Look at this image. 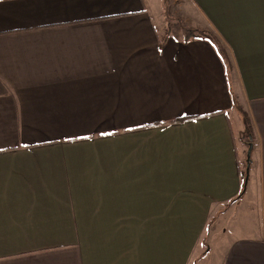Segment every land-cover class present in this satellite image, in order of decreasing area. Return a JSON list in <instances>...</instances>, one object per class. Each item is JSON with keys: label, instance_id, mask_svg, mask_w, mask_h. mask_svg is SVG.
Wrapping results in <instances>:
<instances>
[{"label": "crops", "instance_id": "crops-1", "mask_svg": "<svg viewBox=\"0 0 264 264\" xmlns=\"http://www.w3.org/2000/svg\"><path fill=\"white\" fill-rule=\"evenodd\" d=\"M170 4L0 0V264H190L242 112L216 264H264V0Z\"/></svg>", "mask_w": 264, "mask_h": 264}, {"label": "rangeland", "instance_id": "rangeland-1", "mask_svg": "<svg viewBox=\"0 0 264 264\" xmlns=\"http://www.w3.org/2000/svg\"><path fill=\"white\" fill-rule=\"evenodd\" d=\"M168 13L169 18L167 19L170 26L176 22V17H172L171 14L177 13L176 5H171L170 0H168ZM178 14V13H177ZM237 109L238 106H237ZM247 116V115H246ZM244 170V166L241 167V171ZM248 193L244 194L241 198V202L233 208L232 205L229 208L220 209L219 215L214 218L210 224L205 225L202 230L199 241L197 243V249L194 253H199V250H202V254L199 256L192 257L190 264H216L217 262V251L220 249V245L223 243V239L226 238L227 234H241L243 233V226L248 224L256 223V215L253 216L250 214V210L257 211V209H247L249 207L248 202L253 206H257V203H254L253 198H247ZM243 198V199H242Z\"/></svg>", "mask_w": 264, "mask_h": 264}, {"label": "trees", "instance_id": "trees-1", "mask_svg": "<svg viewBox=\"0 0 264 264\" xmlns=\"http://www.w3.org/2000/svg\"><path fill=\"white\" fill-rule=\"evenodd\" d=\"M168 0H164V12H165V17L168 19L169 18V11H168ZM191 37H203V38H207L209 40H215L213 34L203 31V30H192V29H185L184 30V39L187 40ZM247 114L242 112V117H243V137H244V142L245 145L248 146V143L251 142V139L249 138V136L251 135V125L249 122V117L246 116ZM187 118H180L177 120H174V122H178V121H182V120H186ZM244 175H245V164H244V170L241 171V179H242V187L240 192L238 193V195L236 196V199H239L243 196V194L245 193V189L243 190V179H244Z\"/></svg>", "mask_w": 264, "mask_h": 264}, {"label": "water", "instance_id": "water-1", "mask_svg": "<svg viewBox=\"0 0 264 264\" xmlns=\"http://www.w3.org/2000/svg\"><path fill=\"white\" fill-rule=\"evenodd\" d=\"M251 150H252V143L249 142L248 146H247V150H246L245 175H244V179H243V190L245 189L247 181H248Z\"/></svg>", "mask_w": 264, "mask_h": 264}]
</instances>
